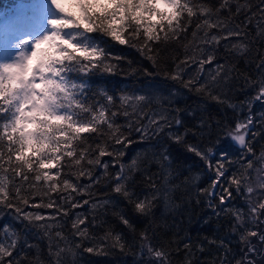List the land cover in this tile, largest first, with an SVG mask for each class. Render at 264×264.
<instances>
[{
  "label": "snow or ice",
  "instance_id": "snow-or-ice-1",
  "mask_svg": "<svg viewBox=\"0 0 264 264\" xmlns=\"http://www.w3.org/2000/svg\"><path fill=\"white\" fill-rule=\"evenodd\" d=\"M39 8L38 22L8 33L0 28V212L8 209L42 233L48 240L49 264H69L68 258L76 255L73 249L94 239L89 229L112 203L111 198L94 199L101 176L136 212L150 215L161 189L153 173L143 178L150 191H136L133 177L141 169L135 159L130 165L123 163L134 142L131 137L139 133L142 141L163 134L182 143L190 130L166 131L181 126L179 109L175 116L162 105L153 110L147 94L117 96L103 88L90 92L86 78L114 71L111 44L136 48L155 66L164 48L175 43L184 48V56L173 58L172 71L162 69L167 79L218 103H228L227 97L222 91L213 94V89L222 90L234 77L255 91L240 104L229 103L248 113L224 134L239 145V155L233 158L228 151L200 145L187 148L213 174L210 184L197 194L206 198L214 215L231 221L230 231L237 237L238 251L229 246L230 241L217 244L223 252L218 264H264V148L257 155L254 144L260 133L254 131L252 112L255 103H264V51L254 44L264 40V0H41ZM219 47L238 57L254 55L256 78L239 73L227 60L219 63ZM10 48L16 51L10 53ZM258 121L264 129V113ZM170 160L164 148L156 162L170 168ZM110 167L118 170L110 172ZM237 197L245 207L234 203ZM85 206L97 215L90 219L76 211ZM119 219L134 229L124 215L119 214ZM0 233V264H45L39 254L29 258L19 252L21 237L11 226L0 225ZM108 238L122 250L125 247L119 233L113 237L108 232ZM140 240L142 251L152 258L149 264H171L167 248L153 244L146 231L140 233ZM25 247L37 246L26 243ZM185 249L191 255V245L185 244ZM84 251L94 253L96 248Z\"/></svg>",
  "mask_w": 264,
  "mask_h": 264
},
{
  "label": "trees",
  "instance_id": "trees-1",
  "mask_svg": "<svg viewBox=\"0 0 264 264\" xmlns=\"http://www.w3.org/2000/svg\"><path fill=\"white\" fill-rule=\"evenodd\" d=\"M24 1L29 0H0V13L14 10L19 2ZM212 2L217 3V0ZM250 31L255 36L251 26ZM190 33L191 29H189V41L192 40ZM102 43L108 42L103 40ZM254 44L256 49L264 51V40L257 39ZM108 51L113 56L111 62L114 71L111 74L96 72L87 77L90 92L103 88L117 96L124 92L150 95L153 110L162 105L175 116L177 113L174 110L179 109L178 118L182 121L181 126L179 128L173 126L166 131L180 134L186 129L190 131L184 136L182 143H176L163 134L142 141L139 133H133L131 137L134 142L126 149L123 163L130 165L135 159L141 169L136 171L133 177L136 191L141 194L150 191L145 187L143 178L145 174L153 173L157 174L156 182L161 189L160 199L157 200L150 215L139 214L132 204L113 193L111 183L101 176L102 170H96V175L101 176V182L94 189V199L111 198L112 203L107 205L106 210L100 212L96 226L90 227L89 231L94 239L83 242L79 249L74 248L76 255L68 258L69 264L72 261L75 264H149L152 258L140 247V233L145 231L152 237L153 244L167 248L171 254V264H189V261L191 264H218L223 252L217 244L220 240L226 243L230 241L229 246L238 251L237 237L230 231L231 221L223 215L219 217L214 215L208 207L206 198L197 194L199 189L210 184L213 174L204 161L188 151L187 146L200 145L201 148L212 147L217 152L228 151L233 158L239 155L241 151L239 145L224 138V134L234 127L237 119H243L248 113L246 109L237 111L229 107V103L244 102L255 94L254 89L247 87L242 78L234 77L222 90L213 89V94H221L222 91L227 97L228 103H218L206 94L183 88L181 83L167 79L162 69L167 68L169 72L172 71L173 58L178 61L184 56V48L175 43L164 48L155 66L153 61L133 47L111 44L108 46ZM217 58L221 64L226 60L234 64L239 73H244L252 79L257 76L254 55L238 57L226 51L224 47H219ZM194 67L187 70L184 74L185 79L193 72ZM207 67L211 68L212 65ZM145 110L147 111L148 108ZM252 112L256 123L254 131L260 133L254 144L258 155L264 148V129L260 128L258 121L259 115L264 113V103H255ZM119 122L123 123V118H120ZM164 148H167L171 158L170 168L168 164L161 168L156 162ZM117 170L118 167L109 169L110 172ZM83 182L88 183L87 180ZM84 198L87 197H80V199ZM234 203L238 207H245L239 197ZM76 211L85 212L90 219L97 215L91 212L88 206ZM119 214L128 218L134 229L122 224ZM0 225H9L19 234L21 237L19 252L27 253L29 258H35L39 254L40 259L44 260L45 264H49L51 258L48 256V240L38 229L27 226L26 221L17 220L15 214L8 209L0 212ZM68 231H70V218L65 221V232ZM108 232H111L113 237L117 233L122 236L121 242L125 245L123 250L119 245L114 244L113 239H105ZM213 241L215 243H212ZM76 242H80L79 238H76ZM26 243L37 247L29 249L25 247ZM185 244L191 245V255H188ZM201 246L203 251L199 250ZM87 247H95L96 251L88 253L84 251ZM17 254L19 253H14Z\"/></svg>",
  "mask_w": 264,
  "mask_h": 264
},
{
  "label": "rangeland",
  "instance_id": "rangeland-1",
  "mask_svg": "<svg viewBox=\"0 0 264 264\" xmlns=\"http://www.w3.org/2000/svg\"><path fill=\"white\" fill-rule=\"evenodd\" d=\"M40 2L41 0H36L32 2L31 9L29 10H26L24 8V6L27 4L21 2L18 5V9L16 11H12L13 10L12 9V10H7V12L0 13V28L3 29L4 33H8L13 31L17 26L29 25L38 22L40 19V8H39ZM27 6L29 7V5ZM15 51H16L15 48L9 49L10 53H14Z\"/></svg>",
  "mask_w": 264,
  "mask_h": 264
}]
</instances>
